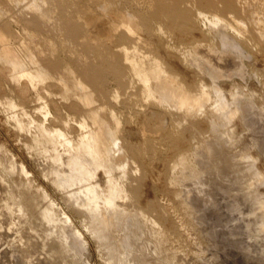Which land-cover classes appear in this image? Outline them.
I'll return each mask as SVG.
<instances>
[{
	"label": "rangeland",
	"instance_id": "374dc122",
	"mask_svg": "<svg viewBox=\"0 0 264 264\" xmlns=\"http://www.w3.org/2000/svg\"><path fill=\"white\" fill-rule=\"evenodd\" d=\"M25 1L0 5V195L14 219L0 258L20 264L28 252L16 233L29 228L51 237L57 250L43 242V253L66 264H264V0H65L77 32L87 16L97 30L114 24L104 92L67 61L68 30L44 37L37 24L22 27L17 3L36 5L51 26L58 17L45 0ZM195 8H216L242 33H205ZM114 13L138 14L149 47L115 26ZM211 60L225 75L212 79ZM156 66L205 103L179 110L147 96L145 70ZM152 109L166 118L162 135Z\"/></svg>",
	"mask_w": 264,
	"mask_h": 264
},
{
	"label": "bare ground",
	"instance_id": "6f19581e",
	"mask_svg": "<svg viewBox=\"0 0 264 264\" xmlns=\"http://www.w3.org/2000/svg\"><path fill=\"white\" fill-rule=\"evenodd\" d=\"M4 1H6V0H4ZM4 1L2 3H4ZM7 1H9V0H7ZM11 2H13V1H10V3ZM17 2L23 3L21 1H17ZM25 2H27V1H25ZM45 2H46V4H48V9H49L50 14H53V13H55L57 11V14H58L57 16L58 17L56 19L55 26H51L50 25L49 18H45V17L41 16V14H38L37 12H35V11H37V9H35L36 5H34V4L28 3L30 5H27L26 4L25 6L24 5L21 6L19 3H17L18 4V6H16V8L18 7L17 8V11L14 9L15 7L14 8L12 7V8L16 11L17 17H18L17 20H19V22L21 23L22 27H24L27 30L30 29V30H34L35 32H38L35 28H33V26L37 24V27H39L40 30L42 31V33L38 32V34H41L44 37H46V36L48 37L52 33L55 34L56 33V30L58 28L68 30V32L65 31V35H62L61 38H60L61 41H62V44H63V50L62 51H63V54L67 57V61L70 63V65L76 71H79L80 72V76L83 78L84 82L88 86H90L91 88H93V90L96 91V92H99V91L100 92H104L105 89L102 88L101 86L103 84L109 82L110 76L113 73V68H111L112 67V59H113V56H112L111 51L109 50V47L108 46L110 45V42H111V36L112 35H110V34L112 33V29H113V25L114 24L109 25L111 27H108V30L104 26L101 27V30H97L95 28V26L93 25L94 23L92 24V18H90L91 16H87V18H89V24L85 28V31H83V32L82 31L81 32H77L78 29L75 27V23H73V22H75L74 21L75 16H74V14L68 12V10H67L68 9V6L66 5L65 0H45ZM170 2L174 3L173 0H171ZM14 3L16 4V2H14ZM4 4L5 5H8L6 3H4ZM168 4L169 3L167 2V5L165 4V6L168 7ZM134 5L136 6L137 4H134ZM161 6H164V5L161 3ZM6 7L8 8L9 6H6ZM9 8H8V11H9ZM13 9H12V11L14 12ZM9 12H11V11H9ZM194 12H195V15H196L197 19L200 18V19L203 20L202 21L204 23L203 26L206 27V31L207 32L205 31V33H207V34H209V33H211L212 35L215 34V32H212L211 27L212 26L214 27V26H217V25H220V26L223 25V27L227 28V30H234L235 33L236 32L237 33H240V34L242 33V31L240 30V28H238V25L239 24L237 22H235L230 17H224V16H222L217 11L216 8H214L213 10H211V9L205 10V9H201V8H195V11ZM104 13H106V12H104ZM120 14H122V12ZM120 14L117 13V14H115L113 16H110L111 14L110 15L107 14V15H109L111 18H113V23H116L115 26H117V22H119V24L121 25V28H122V32L124 34H126L128 36L135 37L142 46L149 47L148 46V42L144 39L145 38V34L143 33V25H142L141 20L138 17V14H134V15L127 14L129 16L126 15V17L125 16H121ZM14 17H15V15H14ZM105 23H107V22H105ZM56 27H57V29H56ZM99 28H100V26H99ZM66 33H68V34H66ZM211 34H209V35H211ZM219 34H220V32L218 33V35ZM72 35H73V37H72ZM218 35L216 33V36H218ZM238 36H237V38H238ZM211 37H213V36H211ZM103 38H104L105 41L104 40L101 41V39H103ZM95 42H98L96 46H95ZM40 47H41V51L40 50L39 51L41 53H42V50H44V52H46L44 47H42V46H40ZM91 50L94 51V53H95V54L93 53L94 56H95V58H94L95 60L94 61L93 60L92 61H88L87 60L88 52L91 51ZM195 54H197V55L198 54L199 55H204V56L207 55L208 56L209 50L206 49V48H200V49L197 50V53L195 52ZM43 55L45 57H48V58L49 57H53V54H47V53L44 54L43 53ZM216 55H217V53H216ZM220 55L224 58V56L226 54L224 53V55H222V53H221ZM220 55L218 57H220ZM211 56H212V54L210 55V57ZM227 56H226V58H227ZM231 56L229 54V57H231ZM222 57L219 59V61H221V62H222V60H225V59H222ZM231 58H233V57H231ZM55 60H56V58H54V60L51 61L53 63V65H55ZM202 60H204V58ZM217 60H218V58H217ZM219 61L218 62L215 61V60H213V61L211 60L210 62L207 61L208 62L207 64L209 65V68L211 70L210 73H211V77H212L213 80H214L215 77L217 79V73H219V74L223 73V71L220 69V67H218ZM225 62H227V61H225ZM238 63L239 62H237V59H235L234 60V63H233V66H231V67L233 69L235 67H237V68L241 67V65L238 67V65H239ZM229 64L231 65V63H228V65ZM134 65L136 66L135 63H134ZM221 68H223V67H221ZM232 68H230L229 70H231ZM226 69H223V70H226ZM235 70H236V68H235ZM220 71H222V72L220 73ZM145 72L147 74V80L149 82H148V84L146 86L144 85V87H145V92H146L147 96H149V97L152 96V95H155L153 93H158L159 96H161L160 98H163V101L165 100L166 103H168V106H170L169 104L172 103V105L178 106V109H179V107L185 108L187 102H192V103H189L190 106L188 105L187 108H189L188 110H193V111H194V108L195 107L199 108L198 106L203 105L205 103V101H206V95H201V96H199L197 98H194V99L191 98L192 95L189 96L190 97L189 99H187L186 97H183L184 96L183 95L184 94L183 93V90H181V88L177 84H175V82L173 81V79L170 76L163 75L162 74V71L157 66L154 67L153 70L152 69L151 70L150 69H147V70H145ZM228 72L231 73L233 71H228ZM235 72H238V71L236 70ZM240 72H241V70H240ZM223 74L225 75V73H223ZM223 74H221V77L223 76ZM226 74H227V72H226ZM151 79H154L155 80V86H154V88L150 85V80ZM215 90L218 91L219 89L216 88ZM186 95H187V93H186ZM231 105H234V104L231 103ZM197 108H196V110H197ZM217 109H218V111H223L224 110V107L222 105H219ZM185 110H187V109H185ZM236 110H237V108H236ZM193 111L190 113V115L193 113ZM242 111H244V110H242ZM238 112L239 111H237V113ZM148 114H149L150 118L153 121L156 122L154 124L158 125L157 129L155 128L156 134L157 135L158 134L159 135H162L163 134V130L161 128L165 124L166 118L164 117L163 114H161L159 112H156L153 109H152V111L149 110V113ZM193 114H195V113H193ZM245 120H247V119H245ZM142 122H143V120H142ZM261 122H262V120H261ZM257 125H259V124H257ZM260 128L261 127H259V132L261 130ZM254 129H256L255 126H254ZM111 130H114V128L111 127ZM124 131L126 132V130H124ZM254 131H252V132L254 133ZM112 135H113V132H112ZM109 137H110V135H109ZM111 137L113 138V136H111ZM110 139L109 138L108 139L106 138V139H103V140H106V142H109ZM98 140L100 142V140H101L100 136L98 137ZM55 164H56V162H55ZM60 170H61V168H60ZM0 188L2 189L1 186H0ZM0 194H1V192H0ZM236 198H238V197H236ZM2 199H4V196L2 195V198H1V195H0V245L3 244L2 241H4L5 239H7L9 235L11 236L12 233L10 234V228L13 225L12 224V220H14L12 218L11 214L10 213H7V212H10V211H7V212L5 211V209H6L7 206L5 205V201L3 202ZM244 199L246 200V198H244ZM239 201H238V203L241 202V201L240 202ZM244 201H242V202L245 203L244 205L247 206L248 204H246V202H244ZM232 204L235 205L234 204V201L232 202ZM233 205H232V207H233ZM234 208H236V207H234ZM7 209H10V208L7 207ZM95 209L98 210V205L95 207ZM42 228H43V226H42ZM27 229H28V232L26 231L27 233H25V234L23 232V235H22V233H20L21 235L16 233V235L19 236V238L17 239L19 241L18 244L20 243L19 244V248L23 247L28 252V254L26 252H23V253H26L27 254V256L23 257V260H20L21 259L20 258L21 255L19 256V258H20L19 259L20 264H66L65 263L66 261H64L65 259H61L60 258L61 259L60 260L59 258L54 257L53 254L51 255L52 258L50 256H46L45 254L46 253H49V252L46 251V247H45V250H44V252H46V253L45 254L43 253L44 243H46V245L53 246L54 248L51 247V248H53V250L54 249L57 250V248L54 246V245H57V244H54V241L51 239V237H46L45 238L46 241L44 242V238H43L44 236L42 237L41 234H40V232H41L40 226H39L40 232L38 230L37 236L34 234L36 236V238H34L35 237L34 235H33L34 237L32 236L31 231H29V228H27ZM12 230H13V233H14V229H12ZM15 231H16V229H15ZM67 233H68V231H67ZM65 236H66V234H65ZM65 236H63V238ZM13 237H12V239L15 238V237L14 238ZM60 237H62V236H60ZM67 237H68V235L64 239H67L66 241L69 242V239H68L69 237L68 238ZM255 239H256V237H255ZM14 241H15V239H14ZM5 242H7V241H5ZM253 242H255V241H253ZM7 243H9V242H7ZM255 245H256V243L254 244V246ZM259 246H260V244H259ZM262 246H263V244H262ZM1 247H2V245H1ZM59 247H61V246H59ZM2 248H0V249H2ZM61 248L63 250V247H61ZM256 249H258V248H256ZM74 250H73V254L75 253ZM19 251H20V249H19ZM258 251H260V249H258ZM258 251H257V253H258ZM260 254H261V251H260ZM60 255L61 254L59 253V256ZM56 256H57V254H56ZM71 259L73 260V258H70V260ZM0 264H9V263H7V261H3L0 258Z\"/></svg>",
	"mask_w": 264,
	"mask_h": 264
},
{
	"label": "crops",
	"instance_id": "0c3cea01",
	"mask_svg": "<svg viewBox=\"0 0 264 264\" xmlns=\"http://www.w3.org/2000/svg\"><path fill=\"white\" fill-rule=\"evenodd\" d=\"M1 2H0V5H1V3L4 1V0H0Z\"/></svg>",
	"mask_w": 264,
	"mask_h": 264
}]
</instances>
